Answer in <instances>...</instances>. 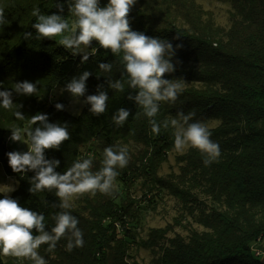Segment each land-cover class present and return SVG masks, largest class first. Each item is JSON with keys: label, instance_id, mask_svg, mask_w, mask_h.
Wrapping results in <instances>:
<instances>
[{"label": "trees", "instance_id": "trees-1", "mask_svg": "<svg viewBox=\"0 0 264 264\" xmlns=\"http://www.w3.org/2000/svg\"><path fill=\"white\" fill-rule=\"evenodd\" d=\"M218 1L231 6L229 28L218 25L197 5L198 0H141V8L129 13L132 30L172 44L175 71L163 78L178 79L182 84L175 101L159 102L154 118L144 115L135 100L137 90L124 83L126 74L120 56L93 41L89 59L81 63L82 56L58 44L61 36L53 37L55 40L36 38V30L31 27L36 22L33 9L38 7L41 14L66 16L67 0H31L32 6L14 8L15 14L4 16L1 25L8 26L0 37L5 40L0 48V71L5 79L0 82V91L12 92L13 106L5 109L0 104V166L6 176L17 181L10 197L17 199L21 207L43 213L45 231L50 232L54 226L52 217L62 211L61 201L55 190L29 193V180L35 171L13 172L7 156L12 151L6 146L10 129H22L26 124L40 126L31 122L36 114L46 115L48 123L67 124L70 139L58 149L44 150L46 160L59 161L54 168L59 173L85 159L86 148L97 159L93 168L96 172L102 166L104 148L130 143L144 147L138 153L127 149L128 164L116 169L114 183L123 188L122 192L116 189L114 194L106 195L97 191L93 204H87V213L67 209L79 220L83 247L69 251L63 237L52 251L43 244L37 251L46 264H128L132 244L136 243L129 227L139 219L140 206L132 196L137 183L152 196L164 191L176 198L183 214L202 228L190 230L186 237L170 239L168 230L152 231L151 245L159 247L161 253L158 264H264L253 251L264 240V0ZM58 2L64 5L63 13L56 7ZM25 33H31V38L24 39ZM10 37L13 42L6 46ZM101 63L110 64L111 69L102 70ZM28 68L42 73L43 81L38 92L17 101L11 81L29 72ZM84 71L91 75L80 97L85 101L89 95L105 92L109 99L103 114L93 115L91 105L86 103L75 117L66 110L67 103H59L63 106L59 110L57 104H49L57 86L66 87ZM116 81L124 83L122 92L110 87ZM121 108L130 115L118 127L112 117ZM17 110L24 115L22 120L15 117ZM181 112L193 113L190 122L199 121L208 127L221 155L205 165L204 156L190 146L177 158L178 176L163 178L159 175L161 166L174 148V129L171 125L164 128L163 121L177 118ZM150 119L161 125L158 135L151 131ZM213 122L217 126L212 127ZM4 196L0 192V199ZM33 234L38 233L33 230ZM158 241L164 244L158 246ZM24 263L32 261L25 258ZM0 264H4L1 258Z\"/></svg>", "mask_w": 264, "mask_h": 264}, {"label": "clouds", "instance_id": "clouds-1", "mask_svg": "<svg viewBox=\"0 0 264 264\" xmlns=\"http://www.w3.org/2000/svg\"><path fill=\"white\" fill-rule=\"evenodd\" d=\"M68 12L75 18L70 25L63 15L53 13L41 14L40 9L34 8L32 15L36 22L32 28L36 30V38H53L62 36L59 44L74 54L83 53L81 63L86 62L89 56L84 52L96 41L100 47L110 50L114 56H120L123 66L124 83L131 89L137 90L135 100L143 109L148 118L156 117L159 111V102L175 101L182 91L181 82L173 79H164L165 74L175 71L171 62L174 54L172 44L167 40L145 35L143 32L132 30L129 21V13L136 0H108L105 6H101L100 0H67ZM60 13L64 11V5L57 3ZM5 23L4 10L0 9V24ZM31 38V33H25L24 39ZM83 46V47H82ZM181 47V45H177ZM99 67L104 71L111 69L110 64L101 63ZM91 75L84 71L78 78L73 77L66 88L74 97L83 96L86 91V80ZM124 83L116 81L110 87L122 92ZM14 91L23 95L32 96L37 91V85L27 80L17 82ZM109 97L103 91L98 95L87 96L85 103L90 104V112L93 115H101L107 109ZM129 99H132L129 96ZM0 104L5 109L13 106L12 92L0 91ZM57 104L56 108L62 109ZM18 120L24 115L20 111L14 113ZM129 111L121 108L112 117L118 127L122 126L129 117ZM193 113L185 115L183 112L177 118L163 121V127L169 125L174 129V147L182 151L186 146L199 150L204 156V164L209 165L217 161L221 155L220 146L214 142L208 127L199 121L190 122ZM48 118L43 114L31 117V122L36 126L24 130L27 136L25 142L21 129L14 127L11 130L12 141H22L28 144L27 152L12 151L7 153L8 164L16 173L35 171L30 178L32 185L28 191L36 194L44 190H55V195L60 199L59 208L52 219L54 226L51 231H45V216L43 213L21 207L17 199L8 195L0 199V254L17 258H27L32 264H46V260L38 253L37 249L43 244L48 245V251H52L57 242L66 238L67 249L83 247V232L77 225L79 220L70 214V199L75 195L97 191L102 194L112 195L116 191L114 183L118 176L117 168H124L128 164V151L125 147H106L103 150L101 168L93 172L92 159L77 160L63 173L54 171L58 166L57 160H46L45 149H58L60 145L70 139L67 124L48 123ZM151 131L159 134L161 125L155 119H150ZM56 207V205H53ZM35 230L36 235L33 234Z\"/></svg>", "mask_w": 264, "mask_h": 264}, {"label": "rangeland", "instance_id": "rangeland-1", "mask_svg": "<svg viewBox=\"0 0 264 264\" xmlns=\"http://www.w3.org/2000/svg\"><path fill=\"white\" fill-rule=\"evenodd\" d=\"M30 1L31 0H0V9L4 10V16L8 15L9 12H11V14L12 13L15 14V12L13 11L14 8H18L19 10H21L23 8H26L28 4L32 6L33 2L31 3ZM107 2L108 0H100L101 6H105V3L107 4ZM140 2L141 0H136L135 5L132 7L130 12H132L133 10H139L141 8ZM197 5L202 10H204L206 14H211L218 25L224 28L230 27L231 25L230 5L222 3L218 0H198ZM64 18L69 21L70 25L74 23L75 18L72 16L71 13L69 12L66 13V16H64ZM7 26L8 23L6 25L0 24V37L3 36ZM12 28L16 29V27H12ZM57 37L59 38V36ZM45 39L55 40L54 38H50V39L45 38ZM3 41L5 40L0 38V48ZM12 42L13 39L10 37V40L6 42L7 43L6 46H10L9 44H11ZM66 50L73 53L71 50L68 49ZM84 52L88 54L90 52L89 47L85 48ZM74 55L82 56L83 53H76ZM32 66L30 65V67ZM28 70L30 71L29 72L27 71L21 76L15 77L13 81H11L13 83V91H14L15 83L23 82L25 80L35 83L37 85L36 92L39 91L40 85L43 81V74L36 72L30 68H28ZM2 75L3 74L0 71V82L2 80H5L2 79L3 77ZM19 77H23L24 79H20ZM7 80L10 81V78H8ZM14 93L16 96L15 100L17 101L25 100L26 95L17 93L15 91ZM59 103H67L66 110L75 117L80 115L81 111L83 110L86 104L81 97L72 96V94L67 90L66 87L57 86L50 95L49 104L56 105ZM217 124H218L217 122H213L211 126L215 127L217 126ZM30 127L32 128L30 124H26L21 129L22 138L25 142L27 141V136L26 134H24V130ZM11 135L12 133L7 135L6 137L7 148L10 151L27 152L28 144L22 141L14 142L11 140V142H9V138ZM189 147L190 145L186 146L182 151H177L175 147L172 148V150L167 155V161L161 166L159 175L162 176L163 178L166 177L170 178V176L173 177L178 176L180 172V167H179L180 165L178 164L177 158L179 156H182L184 153H186ZM125 148L129 149L132 153H138L140 150H143L144 147L143 145H136L135 143H130L129 145H126ZM87 149L89 148H86L84 150L85 153L84 157L85 159L88 158L92 159L93 163H92L91 171H93L97 159L94 156V153L89 152V150ZM115 185H116V189L122 192L123 188L118 183H115ZM141 187L142 185L140 183H137L135 190L132 191V196L136 200L135 202L140 206V210H139L138 221L130 223L132 226L129 227V229L132 230L136 236V243L132 244V249L130 251L131 255L128 258V264H158L161 253L159 247L154 248L151 245V241L149 238L152 231L168 230L167 238L170 239V238H174L177 235L186 237L189 234L190 230L192 229L202 230V228L198 226L196 223H194L189 216L183 214L181 204L176 198L167 194L164 191L160 192L157 196H152L150 193L143 192ZM16 188H17L16 179L6 176L5 173L3 172V168L0 166V192L10 196L13 193V191H15ZM95 199L96 198L91 193L75 195L69 201L70 208L87 213L86 211L88 207L87 204H93ZM125 227L128 228V225H126ZM116 228L118 231L120 230V227L118 225H116ZM156 244L159 246L164 243L163 241H158ZM0 258L2 259L4 264H25L24 263L25 258L4 256L2 254H0Z\"/></svg>", "mask_w": 264, "mask_h": 264}, {"label": "crops", "instance_id": "crops-1", "mask_svg": "<svg viewBox=\"0 0 264 264\" xmlns=\"http://www.w3.org/2000/svg\"><path fill=\"white\" fill-rule=\"evenodd\" d=\"M257 249L260 250L263 254L260 257L261 261L264 263V240L256 245Z\"/></svg>", "mask_w": 264, "mask_h": 264}, {"label": "built area", "instance_id": "built-area-1", "mask_svg": "<svg viewBox=\"0 0 264 264\" xmlns=\"http://www.w3.org/2000/svg\"><path fill=\"white\" fill-rule=\"evenodd\" d=\"M253 251H254V253H256V255L259 256V257H261L262 254H263L261 251H255V248H254Z\"/></svg>", "mask_w": 264, "mask_h": 264}, {"label": "bare ground", "instance_id": "bare-ground-1", "mask_svg": "<svg viewBox=\"0 0 264 264\" xmlns=\"http://www.w3.org/2000/svg\"><path fill=\"white\" fill-rule=\"evenodd\" d=\"M11 136H12V135H11ZM11 136H10L9 139H11ZM255 251H260V250H258V249L255 247ZM254 254H255L256 257H259V256L256 255V253H254Z\"/></svg>", "mask_w": 264, "mask_h": 264}]
</instances>
